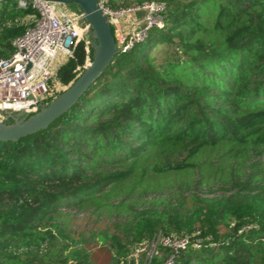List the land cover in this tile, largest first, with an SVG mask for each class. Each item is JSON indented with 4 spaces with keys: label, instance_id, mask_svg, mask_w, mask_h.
Returning a JSON list of instances; mask_svg holds the SVG:
<instances>
[{
    "label": "trees",
    "instance_id": "16d2710c",
    "mask_svg": "<svg viewBox=\"0 0 264 264\" xmlns=\"http://www.w3.org/2000/svg\"><path fill=\"white\" fill-rule=\"evenodd\" d=\"M105 1L165 4L164 26L119 51L46 130L0 142V264H68L48 251L63 208L98 212L123 195L168 191L174 202L139 212L127 241L188 237L177 264H264V161H255L264 157V0ZM36 19L0 1V59ZM159 45L174 49L160 65ZM86 60L80 43L59 71L61 93Z\"/></svg>",
    "mask_w": 264,
    "mask_h": 264
},
{
    "label": "built area",
    "instance_id": "2783aa9c",
    "mask_svg": "<svg viewBox=\"0 0 264 264\" xmlns=\"http://www.w3.org/2000/svg\"><path fill=\"white\" fill-rule=\"evenodd\" d=\"M17 2L20 9L36 11L37 19L13 41V54L0 59V115L7 120L28 119L48 107L56 93L62 92L59 71L80 43H84L87 52L82 72L92 63L90 26L82 12L73 13L61 8V4L44 0ZM98 6L117 29L123 47L117 50L123 53L144 43L152 29L163 28L167 12V6L159 2L113 10L105 0H99ZM188 240L155 235L151 241L135 245L127 264H153L160 256L164 258L162 264H177L176 257L186 249Z\"/></svg>",
    "mask_w": 264,
    "mask_h": 264
},
{
    "label": "rangeland",
    "instance_id": "374dc122",
    "mask_svg": "<svg viewBox=\"0 0 264 264\" xmlns=\"http://www.w3.org/2000/svg\"><path fill=\"white\" fill-rule=\"evenodd\" d=\"M187 1L190 0H181V3ZM61 8L73 13H79V8L72 5H61ZM32 21L33 19H27L28 23ZM112 30L114 32L113 35L117 49L120 50L123 47L118 31L114 27H112ZM90 33L91 30H89L88 36L93 49L97 43L91 37ZM173 53L174 49L168 45H159L152 51L159 65L170 59ZM61 94L56 93L55 99L60 97ZM17 119L20 120L21 118ZM0 122L8 124L10 121L9 119L7 120L6 116L0 115ZM255 161H264V157H257ZM169 193L168 191L161 194L153 193L146 195L137 192L132 196L123 195L117 200L113 199L108 202V207L98 212L94 211L93 208H87L85 210L63 208L57 221L63 233L56 234L57 239L48 248V251L56 248L61 255V260L71 257L68 264H83L86 262V257H88L87 264H127L129 255L135 247V244L127 241L125 232L133 225L135 217L139 212L145 209L160 213L167 210L165 205L174 202L171 201L168 203L167 200L173 197ZM217 194L219 196L221 192H217ZM204 195L214 197L207 193ZM151 240L152 237L147 238L144 242Z\"/></svg>",
    "mask_w": 264,
    "mask_h": 264
},
{
    "label": "water",
    "instance_id": "95a60500",
    "mask_svg": "<svg viewBox=\"0 0 264 264\" xmlns=\"http://www.w3.org/2000/svg\"><path fill=\"white\" fill-rule=\"evenodd\" d=\"M4 1V0H0ZM61 5L78 7L90 26L91 37L97 45L93 47L91 65L83 71L76 82L60 97L38 114L28 119L13 118L12 124L0 122V142H15L37 132L46 130L51 124L73 108L86 91L103 75L117 56L118 50L108 16L98 6L99 0H44Z\"/></svg>",
    "mask_w": 264,
    "mask_h": 264
},
{
    "label": "crops",
    "instance_id": "0c3cea01",
    "mask_svg": "<svg viewBox=\"0 0 264 264\" xmlns=\"http://www.w3.org/2000/svg\"><path fill=\"white\" fill-rule=\"evenodd\" d=\"M64 87H63V85H62V87H61V89L60 90H62ZM163 254V253H162ZM159 259H163L164 260V258L162 257V256H160V257H158Z\"/></svg>",
    "mask_w": 264,
    "mask_h": 264
}]
</instances>
